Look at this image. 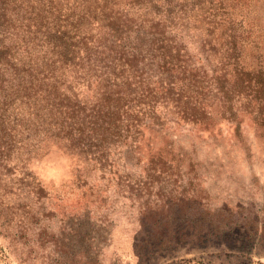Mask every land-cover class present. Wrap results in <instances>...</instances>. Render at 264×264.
Listing matches in <instances>:
<instances>
[{"label":"trees","instance_id":"obj_1","mask_svg":"<svg viewBox=\"0 0 264 264\" xmlns=\"http://www.w3.org/2000/svg\"><path fill=\"white\" fill-rule=\"evenodd\" d=\"M237 2L0 0V143L55 144L137 197L140 167L186 174L177 128L234 121L242 99L264 131L261 47Z\"/></svg>","mask_w":264,"mask_h":264},{"label":"rangeland","instance_id":"obj_2","mask_svg":"<svg viewBox=\"0 0 264 264\" xmlns=\"http://www.w3.org/2000/svg\"><path fill=\"white\" fill-rule=\"evenodd\" d=\"M237 1V12H251L264 64V0ZM233 105L234 121L221 109L209 130H174L186 174L175 166L149 179L140 167L137 197L113 193L109 177L79 162L71 184L47 187L28 163L65 149L51 143L35 155L0 143V264H264V131L260 112Z\"/></svg>","mask_w":264,"mask_h":264},{"label":"clouds","instance_id":"obj_3","mask_svg":"<svg viewBox=\"0 0 264 264\" xmlns=\"http://www.w3.org/2000/svg\"><path fill=\"white\" fill-rule=\"evenodd\" d=\"M77 163L78 157L74 153L52 146L46 155L33 158L28 168L42 184L59 189L72 183Z\"/></svg>","mask_w":264,"mask_h":264}]
</instances>
